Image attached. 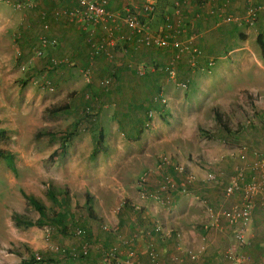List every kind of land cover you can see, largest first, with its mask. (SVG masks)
I'll use <instances>...</instances> for the list:
<instances>
[{
    "label": "rangeland",
    "instance_id": "1",
    "mask_svg": "<svg viewBox=\"0 0 264 264\" xmlns=\"http://www.w3.org/2000/svg\"><path fill=\"white\" fill-rule=\"evenodd\" d=\"M1 10L0 129L5 138L0 137V149L12 152L14 161L10 166L0 156V264H102L105 248L121 238L126 241L124 249L134 251L143 264V253L139 257L124 235L126 227L141 226L138 222L143 216L121 202L138 203L146 209V199L137 202L136 198L150 193L167 210L175 195L188 194L187 207L194 212L183 221L192 225L208 218L210 210L215 213L234 203L235 197H225V185L242 164L254 160L255 153H264V35L236 28L223 38L218 29H233V25L218 24L201 38L204 43L199 48L205 56L197 59L195 70L185 62L184 78L178 77L177 68L176 81L162 69L171 59L172 48H162L168 52L140 51L145 59L159 61L161 66L155 72L167 83L160 89L164 102L147 100L143 104L157 121L148 128L132 123L126 104L110 101V95L119 96L114 95L119 92L118 78L111 81L116 76L114 67L106 77L108 90L100 80L106 74L95 68L96 63L91 76L82 70L84 56L73 58L74 65L49 67V60L58 55L45 51L38 56L28 46H21L23 10L0 6ZM35 20L37 30L41 29L42 21ZM43 81L48 83L43 85ZM181 81L187 83L186 88L177 85ZM86 94L91 97L86 99ZM215 110L222 114L229 132L217 122ZM136 113L142 117L145 111ZM100 128L107 150L92 154ZM241 154L245 157L237 159ZM164 159L170 164L159 168ZM180 167L193 176L188 191L173 192L169 201L156 198L154 188L165 181L163 176L181 184L179 178H184L175 171ZM149 169L146 183L141 184L140 177ZM208 172L216 174L217 180L207 181ZM207 183L217 187L213 200L192 192V188L204 189ZM149 185L155 186L150 189ZM22 191L45 205L48 220L40 225L25 223L36 222L40 216ZM155 215L144 220L153 218L160 228L171 229ZM78 228L86 230L84 237L75 235ZM182 234L178 230V237ZM84 242L90 249L84 258L69 259L55 250L56 246L78 248ZM231 246L240 248L233 237ZM151 248L148 246L146 254ZM222 250L218 248L211 258L217 259Z\"/></svg>",
    "mask_w": 264,
    "mask_h": 264
},
{
    "label": "crops",
    "instance_id": "2",
    "mask_svg": "<svg viewBox=\"0 0 264 264\" xmlns=\"http://www.w3.org/2000/svg\"><path fill=\"white\" fill-rule=\"evenodd\" d=\"M19 1L21 0H0V6L7 8L11 7L17 11H22L15 7V4ZM33 1V6L26 10H23V15L25 19L22 22V25L19 26L20 30H23L24 32V40L21 45L23 48L28 46L33 50L34 54H36V49L41 46L39 40L40 37H45L49 40H56V45L54 46L48 44L44 48L41 47L43 53L47 51L46 53L50 52L51 54L58 55L55 57L58 60H67V64H64V66L70 64L74 65L75 60L73 58L80 57L78 58L80 60L84 56L86 58L82 70L84 69L87 76H91V70L95 65L94 63H96L95 68H99V72L101 74H106L102 76L100 80H103L104 78L106 79V77L109 76V69L111 67H114L112 73L113 71L116 72L115 79L118 78V82L115 85L119 86V92L117 94L114 93V95L119 96L114 97L110 95V101L114 102L119 100L120 102L126 104L127 115L129 116L130 114H132V123L134 124L139 122L141 119L145 118L146 112L145 114L142 113V117H139L136 113L137 110H141L140 104H144V102L147 100L160 102L159 99H155L156 94L158 93L157 91H160V89L162 90L163 85L167 83H165L162 78L157 76V71L155 72L146 70V73L144 75H140L137 73L135 68V66L138 64H150L151 62L155 63L157 61L154 59L147 60L139 55L140 51L144 52L145 49L149 48L138 47L135 46L133 43L126 45L119 44L120 46H114L115 48L113 47L112 50H110L111 52H113L112 57L108 56L106 52H100L98 55L92 56L90 54V43L87 41L88 31L83 29L80 24H78L75 20L70 18L67 13H65L70 12L76 7H80L81 2L79 0ZM105 1L108 10L120 15L124 14V10L126 8L133 10L135 9L136 12L139 11L140 13H142L141 7L143 6V4L146 2H153L156 7V11L154 13L155 17L158 18L159 14L171 11L169 14L172 17L173 27H176V29H174L175 31L173 34L174 38H186V36L190 35V37H193L194 42L198 47L199 45H201L200 43L203 40L201 38H204V34L218 28L222 22H225L224 18L226 15H231L233 17H241L245 13V10L248 5V0ZM256 2L258 4H261L264 2V0H256ZM3 13L4 11L1 10L0 15L2 16ZM154 14L149 15V18L154 19ZM36 17L38 18V21H40V23L42 21L43 25L41 29H38L39 31L37 30V24L35 20L37 19ZM160 25L161 21L155 23L154 27L159 28ZM231 25H233L231 26L233 27V29H230V27L228 26L218 29L223 38L227 37L229 30L233 31L236 28L243 29L246 33L252 34H255V30H257L256 33L258 35H264V9L260 11L258 20L253 25H242V23L237 22L232 23ZM122 28L123 30H126L125 26H123ZM102 32L103 31H101L100 29L98 30L96 35L97 40H99L104 35H102ZM119 42L121 43L122 41ZM202 43H204V41ZM152 50L168 52L166 50L156 48ZM173 52L174 51L171 50V57ZM115 55L117 58L116 60L114 57ZM204 56L205 55H203V57ZM186 58L187 56L180 57L175 61V68L176 70L178 68V77L180 78H184L183 72L186 68L185 62L190 66ZM108 62H111L110 66H108ZM48 66L53 69H57L58 67H52L50 62ZM192 68V70H195L196 67ZM134 75H136V78H134ZM135 79L140 80L136 82ZM167 91L170 92L169 87ZM151 112L152 111L149 110V113ZM154 117H149L147 115L148 120L146 119L144 121L143 119L140 124L142 125L144 122L148 121L149 124L145 123V127L151 128L154 123H157ZM179 179L182 180V177L180 176ZM207 184L208 185L204 184L202 186L204 189L199 188L198 190L196 189L197 191L192 188V192L200 194L199 196L201 198L205 197L207 198V200H213L217 196L215 194L218 193L217 187L215 185H211L212 183ZM214 184H218V182ZM154 186L155 185H152L151 187V185H149L148 188L153 189ZM144 190L146 192H149V189ZM189 191L191 192V189ZM147 196L148 197L137 195L136 198L137 202H143L146 199L145 202L149 205V207H146V209L143 206L142 210L139 212V214L143 216V218H141V220L138 222L139 224H141V226L134 228V226L130 225L131 228L126 227V231L124 232V235L127 237V239H130L132 241L131 246H134L133 249L137 252L138 256L140 257V254L143 253L141 254V260L143 264H149V258L146 254V249L148 248V246H152L153 248L158 250L161 255V264H169L170 258H172L173 256L182 255V250H184V256L186 257L187 250L197 251L202 246H205L206 249L200 255L197 264H226L225 260L222 258V254L224 250L232 244L230 226L226 222H221V228H213L209 231L204 230L202 228V224L209 217L205 218L201 223L198 222L194 225H192L190 221L184 222V218L188 215L190 217L191 215H193L194 212L193 210H190L189 207L191 206L187 207V202H189V199L186 200V198H190L191 196H188V194L182 196L179 194L175 195L172 198V207L168 208L167 210L161 209L162 207H159L160 205L150 197V193H148ZM192 196H194L195 198L197 197L195 195ZM126 205L127 207L132 209V212H134L133 208L129 205V203H127ZM168 210L170 212H168ZM155 214L157 216L159 215L165 226L171 227V229L160 228V226L154 222L153 218L149 219V221L144 220L145 216ZM208 214L211 215L213 214V212L210 210ZM157 219L158 217L155 220ZM262 219L263 211L260 206H258L254 211V225L252 226V231L248 234L249 245L243 246V248H239L240 252H243L248 256L249 260L247 264H264V228H262L260 225ZM197 228L199 229V232ZM128 229H130L131 232ZM178 230L180 232L182 231L183 233L179 237ZM146 234L149 235V237L146 236ZM195 237L197 239H195ZM108 247L110 248V245H108ZM108 247L105 248V250L109 249ZM220 247H223V250L221 252L219 251L220 255L217 257V259L211 258V255H214V253Z\"/></svg>",
    "mask_w": 264,
    "mask_h": 264
},
{
    "label": "built area",
    "instance_id": "3",
    "mask_svg": "<svg viewBox=\"0 0 264 264\" xmlns=\"http://www.w3.org/2000/svg\"><path fill=\"white\" fill-rule=\"evenodd\" d=\"M81 2L80 7L72 9L70 12H65L67 15L80 24L83 29L87 30V41L90 43V54L92 56L98 55L100 52H106L108 56L112 57V48L118 42L134 41V45L138 47L156 49L172 48L175 53L171 59L165 64V71L170 79L176 81V68L175 61L180 57L187 56V61L191 67L196 65L197 59L202 56V53L198 47L193 44V37L188 38H174V29L171 18L167 17V24L165 25L166 31L154 32L145 21H141L140 16L151 15L154 10L153 2H146L141 7L142 13L136 12L135 9L126 8L125 15L122 16L117 13H113L106 7V1H93V0H79ZM248 5L245 13L241 17H233L231 15L225 16L224 21L227 23H245L253 25L259 16V11L264 9V2L258 4L256 0H248ZM34 5L33 0H22L15 4V7L19 10H24L27 7ZM57 14V13H56ZM123 26L127 30H123ZM103 31L102 37L97 40L96 35L98 30ZM169 30V31H168ZM170 32V33H169ZM40 47L36 49V55L41 56L43 50L48 44L56 45V40H49L45 37H40ZM52 67L61 66L67 64V60H58L53 57L50 59ZM212 64V62H209ZM136 71L140 75H144L146 70L155 71L157 69L156 63L150 64H138L135 66ZM108 79L101 81L103 86L109 84ZM48 83L43 81V85ZM178 86L182 88L187 87L186 82H178ZM89 99V95L86 96ZM155 99H159L164 102L165 99L160 95H156ZM152 116V113H149ZM148 125V124H147ZM241 152V151H240ZM239 156V157H238ZM236 155L237 159H243L244 154ZM243 161V160H242ZM170 161L164 159L160 162L159 168L168 166ZM243 167L237 170L236 174L227 182L224 188V194L226 198L235 197L236 200L227 209L219 208L215 213L211 214L207 221L202 224L204 230H211L213 228H221V222H226L230 226L231 236L236 240L238 245H249L248 234L252 231L254 225V211L260 206L263 211V219L261 220V227L264 228V153L257 152L253 161L247 164H242ZM175 169V168H174ZM149 171L144 172L141 179V184H145ZM180 175L184 174V179L181 180V184L177 186V181L173 180L169 176H163L165 181L159 184L156 189L154 188V194L156 198L163 197L166 201H169V197L173 192L185 193L188 191V186L192 182L193 176L185 173L183 168L175 169ZM167 173V172H166ZM207 181L217 180V176L214 173H207ZM146 187L143 188V190ZM180 188V190H177ZM175 190V191H174ZM153 194V195H154ZM123 201L121 204H125ZM134 211L140 212L142 207L140 204H131ZM85 230L78 228L75 231L76 236H83ZM126 241L122 238L117 241V244L111 246L104 253L102 264H140L135 258V252L130 250L126 251L124 248ZM205 246L200 247L197 251L187 250L186 257L184 256V250L182 255L173 256L169 264H197L200 255L205 251ZM55 250L62 256L69 259H77L80 257H86L89 254V245L84 243L81 249H75L74 247L56 246ZM148 258L153 261V264H159L157 260V252L151 248L148 252ZM222 258L226 264H247L249 258L243 252L236 250L233 246H229L224 250Z\"/></svg>",
    "mask_w": 264,
    "mask_h": 264
},
{
    "label": "trees",
    "instance_id": "4",
    "mask_svg": "<svg viewBox=\"0 0 264 264\" xmlns=\"http://www.w3.org/2000/svg\"><path fill=\"white\" fill-rule=\"evenodd\" d=\"M154 7H155V5H154ZM175 8V7H174ZM173 10V9H172ZM125 11L126 10H124V14L122 15V16H124L125 15ZM155 11H156V7H155V10H154V12L152 13V14H154L155 13ZM171 12V11H170ZM170 12H165V13H162V14H159V16H158V18L157 17H155V14H154V16H153V18L155 19L154 21H152L153 19H150L149 18V16H144V15H142V16H140V18H141V21H145L146 23H147V25L152 29V30H154V32H162V31H166V27H165V25L167 24V22H168V20H167V17H169V18H171V22H172V17H171V15L169 14ZM151 14V15H152ZM259 14H260V11H259ZM226 16H228V15H226ZM259 17V16H258ZM157 18V19H156ZM258 20V19H257ZM159 21H161V25H160V27L159 28H156V27H154V24L155 23H157V22H159ZM257 22V21H256ZM255 22V23H256ZM254 23V24H255ZM172 24H173V22H172ZM126 28V27H125ZM172 28L173 29H176V27H173L172 26ZM126 30H127V28H126ZM125 30V31H126ZM169 31V30H168ZM170 33V32H169ZM174 37V36H173ZM188 37H190V35L189 36H186V38H188ZM180 39H183V38H180ZM119 41H121V40H119ZM116 42V44L114 45L115 47H117L119 44H123V45H126V44H131V43H134V41H131V42H126V41H122L121 43L120 42ZM193 44L196 46V47H198L196 44H195V42H194V40H193ZM114 47V48H115ZM199 48V47H198ZM150 49V48H149ZM151 49H155L154 47H151ZM200 49V48H199ZM201 51V50H200ZM175 53V51L173 52V54ZM201 53H202V51H201ZM202 56H203V54H202ZM98 57V56H97ZM187 59V58H186ZM198 62V61H197ZM152 63V62H151ZM154 63V62H153ZM156 64H157V62H155ZM159 64V63H158ZM157 64V68H159L161 65H158ZM197 64V63H196ZM162 69H165V65L162 67ZM176 73H177V71H176ZM177 76V75H176ZM112 77V79H111V81L112 80H114L115 79V77L116 76H111ZM181 82H185V81H181ZM105 87V89L106 90H108L109 89V85H107V86H104ZM158 93L156 94V95H160V93H161V91H157ZM163 96V95H162ZM89 97H91V96H89ZM87 99V98H86ZM160 101V100H159ZM161 102V101H160ZM141 105V109L143 110V111H145L146 112V114H145V118H143L144 119V121L147 119L148 120V118H147V115L149 116V109H145V107H143L144 105H143V103L142 104H140ZM90 107V106H89ZM129 111H131V110H129ZM215 118H216V120H217V122L220 124V125H223L224 126V129L227 131V132H229L230 130L228 129V127H227V125L224 123V119H223V116H222V114L218 111V110H215ZM149 117H152V116H149ZM143 119H141L139 122H141ZM145 123H148V121H146V122H144L141 126H143V127H145ZM149 124V123H148ZM105 133H104V131H103V129L102 128H100L99 129V134H98V139H97V142H96V145H95V147L93 148V151H92V154H96V153H98V152H103V151H106L107 150V146L104 144L105 143V135H104ZM69 135V134H68ZM137 135H139V133L138 134H136V135H134V136H136L137 137ZM0 137L1 138H5V135H4V131L3 130H1L0 129ZM64 144H65V141H64ZM63 144V145H64ZM0 156H2L5 160H6V162L10 165V166H12L13 165V161H14V159H13V155H12V152H10V151H8V150H3V149H0ZM173 171V170H172ZM177 174H179V173H177ZM179 176H180V174H179ZM182 176L184 177V174H182ZM177 190H180V188H178ZM175 191V190H174ZM177 193H182V192H177ZM22 195H23V197L31 204V206L32 207H34L37 211H38V213H39V216H40V218L36 221V222H33V221H31V220H26L25 221V223L27 224V225H29V226H32V225H40L41 223H43L45 220H48V216H47V212H46V207H45V205L39 200V199H37L34 195H31V194H27V193H25L24 191H22ZM50 195L51 196H54V192L52 191V192H50ZM86 198L88 199V200H90V194L89 193H87L86 194ZM88 204V203H87ZM124 205H126V203L124 204ZM123 205V206H124ZM130 206H131V204H130ZM90 202H89V208L88 209H90ZM132 207V206H131ZM90 211V210H89ZM134 212H138V211H134ZM139 213V212H138ZM14 218H15V220H17V221H20V215L19 214H15V216H14ZM52 221V220H51ZM84 229V228H83ZM85 230V229H84ZM85 234H86V230H85V233L83 234V236H80V237H84L85 236ZM84 243H87V242H84ZM81 247H82V244L78 247V248H76V247H74L75 249H81ZM156 252H157V262L159 263V264H161L160 263V258H159V252H158V250L157 249H155V248H153ZM89 251H90V249H89ZM80 258H82V257H80ZM84 258V257H83ZM149 264H153V261H150V259H149Z\"/></svg>",
    "mask_w": 264,
    "mask_h": 264
}]
</instances>
